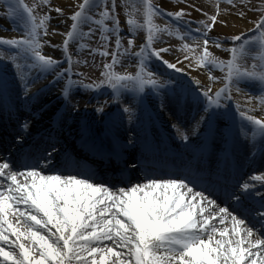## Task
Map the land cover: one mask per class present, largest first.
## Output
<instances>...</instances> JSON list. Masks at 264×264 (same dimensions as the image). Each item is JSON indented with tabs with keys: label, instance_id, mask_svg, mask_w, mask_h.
Masks as SVG:
<instances>
[{
	"label": "snow or ice",
	"instance_id": "snow-or-ice-1",
	"mask_svg": "<svg viewBox=\"0 0 264 264\" xmlns=\"http://www.w3.org/2000/svg\"><path fill=\"white\" fill-rule=\"evenodd\" d=\"M5 7V15L21 22L24 33L21 39H0V45L15 50L7 58L0 55L5 67L12 65L11 77L0 69V123L10 129L0 136L5 153L0 155V264H264V192L256 187L264 188V174L227 182L238 150L253 158L264 155V97L260 115L232 104L233 90L240 93L242 82H256L264 92V2L259 18L251 21V39L233 35L231 47H224L227 37L209 35L218 23L216 14L202 13L206 19L195 22L203 44L197 42L195 49L183 44L180 51L190 70L209 69L206 80L189 75L179 58L165 59L170 48H154L163 34L173 32L153 23L155 15L165 13L151 0H143V23L131 14L124 21L130 37L146 29L138 51L133 38L127 47L122 44L116 0H83L69 17L63 60L42 54L41 32L47 34L50 17L35 14L40 4L0 0V10ZM92 7L100 9L98 19L88 14ZM166 15L180 20L188 13ZM238 16L248 20L243 10ZM222 23L227 27L228 21ZM85 24L86 32L81 30ZM93 26L104 50L91 48L90 54L111 55V63L103 64L98 83H84L73 79L69 46L90 39ZM110 36L115 37L111 53ZM252 45H258V57H252L258 62L247 67L241 61ZM211 46L230 58L220 59ZM87 47L80 43L76 51ZM121 56L138 61L134 74L115 71ZM152 59L165 71L151 68ZM212 69L223 77L212 75ZM49 74L53 79L34 91ZM65 77L55 102L45 99ZM74 88L108 89L111 98L97 101L84 119L87 109L74 100ZM89 161H115L120 174L105 179ZM137 171L141 176L132 183ZM252 221L260 224V235Z\"/></svg>",
	"mask_w": 264,
	"mask_h": 264
},
{
	"label": "rangeland",
	"instance_id": "rangeland-1",
	"mask_svg": "<svg viewBox=\"0 0 264 264\" xmlns=\"http://www.w3.org/2000/svg\"><path fill=\"white\" fill-rule=\"evenodd\" d=\"M183 1L184 0H151V2L157 8L160 9L161 13H165V15H155L153 17V23L159 25L161 28L167 26L173 32V35L171 36H169L168 34H163L158 41L154 42V48L156 49H159L161 47L170 48L172 51L163 54L164 58L167 59V57H170L171 60L179 58L181 61H185L180 65L181 67L184 66L183 68L185 70L186 67L184 64L186 63V60L184 59V56L186 55V53L181 52L180 48L183 46V44H188L191 48L195 49L197 46V42H199L201 45L203 44L202 39L197 41V33H196L197 25L195 23L196 21L206 19V16L203 15L202 13H207L208 15L216 14L218 19L221 15L224 14L222 5H227V8L232 13L234 12L238 13L241 10L245 12H248L249 10L252 14L260 13L258 6L262 2H264V0H234L233 4H229L227 0H185L184 2ZM24 2L29 6H32L34 4H40V7L35 10V14L38 17H45V16L50 17V19L46 22L47 34L45 35L43 31L41 32L40 42L41 45L43 46L44 54L51 56L53 59L62 58L63 54L60 52L61 46H60L59 38L65 37L64 34L70 29V25L72 23L69 17L74 13V11L79 10L78 5L82 3L83 0H74L73 2L71 0H48V3L46 5L41 4V0H24ZM199 2H205V3L203 5V4H199ZM209 5L211 6L210 7L211 9L208 8ZM244 5H247V7H244ZM253 6H257V7L253 8ZM57 8L61 9L60 13H57L56 11ZM180 10H183L184 12L188 13V15L182 17L180 20H176L175 18L166 15V13L168 12L175 13L176 11H180ZM99 11L100 9L92 7L91 11L88 14L93 15L94 18L98 19ZM196 11L198 12L195 15ZM116 14L121 21V28L123 29V32L121 33L123 46L127 47V39L133 38L134 44L136 45L133 51L137 50L138 46L141 43H143L146 39V35H147L146 29L138 28L131 34L130 37L128 33V26L124 23V21L127 18H129V14H131V18L136 19L138 23H143V0H116ZM218 14L220 16H218ZM188 21H192L193 23L188 24L187 23ZM13 25H17L16 20L14 18L9 19L4 14V9L0 10V37L10 38L15 36V34L17 33L16 32L17 28L14 27ZM109 26H111L110 22H109ZM93 27L95 28V31L90 39L77 40L81 43L88 45V47L80 51L82 56L77 57V60L80 61V63L77 64L78 65L77 71L79 72V74L82 75H75L73 79L83 80L84 83H91V81H98L101 78L99 76V73L103 71V64L111 63V62H107V60L111 61L110 58L111 55H109L107 57V60H104L103 63L100 66H98V63L100 62V58H104V57L98 54L97 55L90 54L91 48H96L97 52L100 51L99 49L103 48L102 42L100 40L99 28L98 26H93ZM88 28H89L88 24L81 26V30L85 32L88 31ZM189 29H191V32H189ZM252 30L251 31L248 30L241 34H244L246 38L251 39ZM20 33L21 32H19V34ZM209 35L211 38H215L216 36L219 35V37L222 40L225 37H227L228 41L224 44V47L232 46L230 42L232 35L230 36L223 34L218 28L217 29L214 28L209 33ZM110 37H114V36H110ZM182 37H186V38L182 39ZM112 42H115V38L113 39ZM112 42L110 41L109 43V47H108L109 53H111L115 48V43L112 44ZM110 44H112L113 47L112 46L110 47ZM75 47L77 49L78 47L77 43ZM251 48L252 51L249 53L248 57L245 60L241 61V63L247 67H251L252 64L258 62V60H254L252 58L254 56L258 57V52H259L258 45H252ZM8 50L11 52H15V50L10 48L9 46H8ZM209 50L212 51L213 54L218 56L220 59H225V60L229 59L228 53L217 50L215 49L214 46H211ZM187 55L191 56L192 53H187ZM122 57L127 58L128 56H122ZM121 63L123 67H120L118 64L115 69V71H117L119 74L125 69H127L128 68L127 66L131 65L132 62L128 58L122 60ZM133 68L135 67L127 69V72L132 73ZM207 70L209 71V69ZM211 72L215 73L218 77H223L224 75V73L220 72L219 69H212ZM218 72L220 73V75L217 74ZM241 84L245 88L251 89V92H255L259 96L256 98L251 97L253 100H255L254 102H257L261 97H264V92L260 90V85L258 83L253 81H247V82H242ZM240 93L237 94L239 95ZM102 97H105V95L99 97L98 100L100 101L103 100ZM95 106H97V103L95 104L92 101V99H90L89 97L88 99L85 100L84 104L80 105V108L81 109L86 108L87 111H89L87 117H90L93 114L92 110Z\"/></svg>",
	"mask_w": 264,
	"mask_h": 264
},
{
	"label": "bare ground",
	"instance_id": "bare-ground-1",
	"mask_svg": "<svg viewBox=\"0 0 264 264\" xmlns=\"http://www.w3.org/2000/svg\"><path fill=\"white\" fill-rule=\"evenodd\" d=\"M72 2L74 0H71ZM185 1V0H184ZM183 1V2H184ZM69 2V1H68ZM205 2H199V4H203L204 5ZM208 5V4H207ZM211 6L209 5V9ZM222 9L224 11V14L223 15H219L220 16L218 19V23L216 24V26H214L215 29H219L223 34H226V35H239L243 32H246L248 30H251L254 28V25L251 23L252 20H255V19H258L259 16H260V13H251L249 10L248 12H246L247 14V17H248V20L246 22H242L239 17L237 16V14L239 13H232L228 8H227V5H222ZM221 10V9H220ZM198 11L195 12V15L197 14ZM199 17V16H198ZM228 21V24H227V27L223 26V21ZM217 27V28H216ZM60 37V36H59ZM63 37H60L59 40L61 42ZM167 59L171 60L170 57H167ZM183 59V58H182ZM185 62V61H183ZM185 67H186V71L189 72V75H196L198 78H200L201 80H206L209 72L207 69H199L198 71L197 70H190V64L189 62L186 60V63L184 64ZM184 67V66H183ZM49 75H53V74H49ZM49 75L47 76H43L41 78L45 79L46 77H48ZM221 85L220 84H214L213 87L214 88H218L220 87ZM57 94V91H56V85L54 87L51 88V90L48 92V94L46 96H50V95H53V103L55 102L54 101V98ZM51 97V96H50ZM79 97V96H78ZM82 97H79L80 101L82 100ZM237 103H239L242 107L244 108H254L255 109V112L256 114L260 115L262 113H260V111H258V109L255 107V106H259L258 108L260 109V104L259 102L258 103H254L249 97H244V96H235L233 97V100H232V104L233 106H235ZM234 109V108H233ZM115 109H113L114 111ZM6 130H9V129H6V128H0V136H2L4 134V132ZM2 150V148H0ZM258 156H262L261 158V164H260V167L262 168L261 170L264 171V155L260 154V153H257L255 155V157L253 158V156H251L249 158V163L251 165H255L257 163V160H258ZM99 167L101 166V171H100V175L103 176V178L107 179L109 177H112L114 175L110 165H104V164H99L98 165ZM256 168V167H254ZM110 169V170H109ZM264 174V173H263ZM259 258V257H257Z\"/></svg>",
	"mask_w": 264,
	"mask_h": 264
}]
</instances>
